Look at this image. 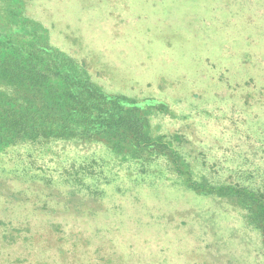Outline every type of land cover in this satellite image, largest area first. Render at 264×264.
<instances>
[{
  "label": "rangeland",
  "instance_id": "rangeland-1",
  "mask_svg": "<svg viewBox=\"0 0 264 264\" xmlns=\"http://www.w3.org/2000/svg\"><path fill=\"white\" fill-rule=\"evenodd\" d=\"M18 1L106 92L160 108L154 130L180 138L209 180L228 166L224 150L259 145L249 131L264 121V0ZM164 172L127 175L94 195L91 183L0 177V264H264L233 199L199 195Z\"/></svg>",
  "mask_w": 264,
  "mask_h": 264
},
{
  "label": "trees",
  "instance_id": "trees-1",
  "mask_svg": "<svg viewBox=\"0 0 264 264\" xmlns=\"http://www.w3.org/2000/svg\"><path fill=\"white\" fill-rule=\"evenodd\" d=\"M7 2L0 5V177L72 190L87 185L94 195L95 186L127 175L136 182L163 178L167 168L199 195L233 199L264 255V121H250L259 145L224 150L228 166L209 180L180 138L154 130L160 108L106 92L85 63L51 44L18 0Z\"/></svg>",
  "mask_w": 264,
  "mask_h": 264
}]
</instances>
